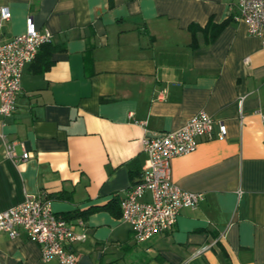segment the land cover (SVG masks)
Here are the masks:
<instances>
[{"label":"crops","instance_id":"crops-1","mask_svg":"<svg viewBox=\"0 0 264 264\" xmlns=\"http://www.w3.org/2000/svg\"><path fill=\"white\" fill-rule=\"evenodd\" d=\"M1 6L10 17L0 41L30 23L52 36L23 67L14 113L0 117V211L45 192L53 211L86 233L71 245L79 264H264V48L238 18L237 0ZM225 19L214 40L190 46V23ZM201 110L226 135L174 157L171 178L203 199L182 208L170 230L135 243L119 200L147 165L142 139ZM2 135L30 156L5 157ZM0 261L60 264L42 260L22 230L0 231Z\"/></svg>","mask_w":264,"mask_h":264},{"label":"built area","instance_id":"built-area-1","mask_svg":"<svg viewBox=\"0 0 264 264\" xmlns=\"http://www.w3.org/2000/svg\"><path fill=\"white\" fill-rule=\"evenodd\" d=\"M237 6L238 18L248 34L259 37L264 48V0H237ZM9 17V9L1 6L0 28ZM51 36L48 30H38L30 23L25 32L0 41L2 119L11 116L16 109L15 98L24 65L35 58L43 44L51 41ZM262 117L264 119V114ZM225 135L224 123L201 110L178 129L143 137L147 165L119 200L120 218L129 224L135 243L170 230L182 208H194L203 199L202 192L183 189L172 180V159L194 151L201 140L223 139ZM1 137L5 157L18 163L30 156L25 150L18 156L14 142ZM146 193L149 199H144ZM79 224L54 212L51 198L43 191L28 193L21 203L0 211V231L14 238L22 230L27 239L39 245L42 260L57 259L60 264H79V256L71 247L86 236L85 231L76 230Z\"/></svg>","mask_w":264,"mask_h":264},{"label":"trees","instance_id":"trees-1","mask_svg":"<svg viewBox=\"0 0 264 264\" xmlns=\"http://www.w3.org/2000/svg\"><path fill=\"white\" fill-rule=\"evenodd\" d=\"M228 19H225L219 24H215L212 21H208L204 26H200L197 23H190L188 25V31L191 34V47H197L199 44H207L215 39L221 28L228 23ZM49 62L46 64L48 66Z\"/></svg>","mask_w":264,"mask_h":264},{"label":"water","instance_id":"water-1","mask_svg":"<svg viewBox=\"0 0 264 264\" xmlns=\"http://www.w3.org/2000/svg\"><path fill=\"white\" fill-rule=\"evenodd\" d=\"M151 136H153L152 134H150Z\"/></svg>","mask_w":264,"mask_h":264}]
</instances>
